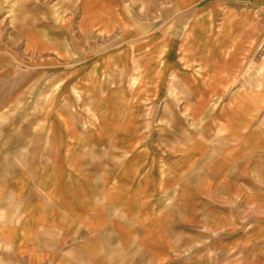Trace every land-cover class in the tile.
I'll return each instance as SVG.
<instances>
[{
  "label": "crops",
  "instance_id": "crops-1",
  "mask_svg": "<svg viewBox=\"0 0 264 264\" xmlns=\"http://www.w3.org/2000/svg\"><path fill=\"white\" fill-rule=\"evenodd\" d=\"M0 264H264V0H0Z\"/></svg>",
  "mask_w": 264,
  "mask_h": 264
}]
</instances>
